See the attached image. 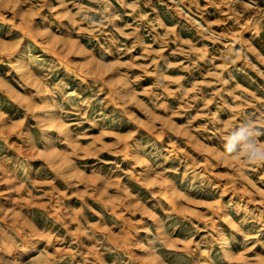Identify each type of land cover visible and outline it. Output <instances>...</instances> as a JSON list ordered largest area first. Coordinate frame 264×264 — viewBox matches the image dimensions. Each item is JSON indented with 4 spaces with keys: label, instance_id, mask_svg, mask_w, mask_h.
Returning a JSON list of instances; mask_svg holds the SVG:
<instances>
[{
    "label": "rangeland",
    "instance_id": "obj_1",
    "mask_svg": "<svg viewBox=\"0 0 264 264\" xmlns=\"http://www.w3.org/2000/svg\"><path fill=\"white\" fill-rule=\"evenodd\" d=\"M245 120L262 0H0V264H264Z\"/></svg>",
    "mask_w": 264,
    "mask_h": 264
},
{
    "label": "clouds",
    "instance_id": "obj_2",
    "mask_svg": "<svg viewBox=\"0 0 264 264\" xmlns=\"http://www.w3.org/2000/svg\"><path fill=\"white\" fill-rule=\"evenodd\" d=\"M264 134L251 120H245L225 137L223 153L225 159H242L246 164H264V146L258 138Z\"/></svg>",
    "mask_w": 264,
    "mask_h": 264
},
{
    "label": "bare ground",
    "instance_id": "obj_3",
    "mask_svg": "<svg viewBox=\"0 0 264 264\" xmlns=\"http://www.w3.org/2000/svg\"><path fill=\"white\" fill-rule=\"evenodd\" d=\"M264 2V0H262ZM25 47V46H24ZM22 46V48H18L15 56V62L19 65L23 64L24 57L26 55L25 48ZM53 120V119H52ZM51 120V121H52ZM53 123V122H52ZM50 125V124H49ZM51 135H48V138H50Z\"/></svg>",
    "mask_w": 264,
    "mask_h": 264
}]
</instances>
